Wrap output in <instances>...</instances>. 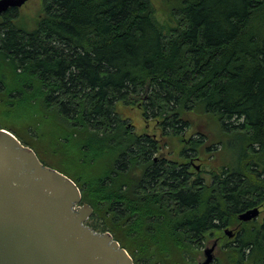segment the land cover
Masks as SVG:
<instances>
[{"label": "trees", "instance_id": "16d2710c", "mask_svg": "<svg viewBox=\"0 0 264 264\" xmlns=\"http://www.w3.org/2000/svg\"><path fill=\"white\" fill-rule=\"evenodd\" d=\"M166 4L164 24L153 0H43L32 30L18 7L0 16V101L21 96L38 126L7 129L44 164L62 159L52 167L92 206L86 223L134 264H193L208 235L264 203V0ZM122 107L176 136L187 112L214 115L226 157L212 183L154 163L153 138ZM244 224L212 264H264V219Z\"/></svg>", "mask_w": 264, "mask_h": 264}, {"label": "water", "instance_id": "95a60500", "mask_svg": "<svg viewBox=\"0 0 264 264\" xmlns=\"http://www.w3.org/2000/svg\"><path fill=\"white\" fill-rule=\"evenodd\" d=\"M27 0H0V16ZM93 208L77 183L44 164L36 151L0 127V264H134L111 232L87 224ZM259 206L239 214L258 218ZM229 236L233 230L225 229ZM215 244L198 264L215 261Z\"/></svg>", "mask_w": 264, "mask_h": 264}, {"label": "rangeland", "instance_id": "374dc122", "mask_svg": "<svg viewBox=\"0 0 264 264\" xmlns=\"http://www.w3.org/2000/svg\"><path fill=\"white\" fill-rule=\"evenodd\" d=\"M156 7V15L161 23H166L169 21L170 9L166 4V0H153ZM43 12V0H27L21 7H19V16L17 18V24L19 27L32 30L36 27L38 20ZM12 100L9 103H3L0 101V126H4L9 129H13L17 133L18 127L29 124L32 129L38 128L36 126V119L29 115H24L30 110V105L27 102H21V96L19 95H9ZM6 111L8 113H6ZM123 117L131 120L132 124L135 126V130L138 132H157L160 133L158 122L152 118H144L139 109L122 107ZM186 117L189 119L191 127L187 129L180 136L167 135L161 137L162 149L161 152L168 158H172L179 161H184V157L181 156V151L184 147L191 146V139L201 138L203 139V144L197 146V156L194 159L196 165H200V169L196 170V166L192 167L195 173L206 179L208 183L211 181V170L216 168L220 169L225 161L224 151L219 141L224 140L223 132L220 129L218 120L214 115L209 113H202L196 111H190L186 113ZM38 125V124H37ZM154 126V127H153ZM43 128V126H42ZM11 129V130H12ZM160 138V135H159ZM189 141V142H188ZM211 146L212 149L209 150L207 147ZM226 154L229 155L226 150ZM53 159V158H52ZM52 161V166H56L59 169H63L61 166L62 159L54 158ZM260 205L264 208V203ZM264 219V209L258 218L252 220L254 224H260ZM236 224V223H235ZM234 225H230V229ZM234 241L230 239L223 232H214L207 236L204 247L197 253L196 260L193 264H198L200 260L204 259V250L206 247H211L215 244V255L216 258L220 257L224 245L228 242ZM215 258V260H216Z\"/></svg>", "mask_w": 264, "mask_h": 264}, {"label": "flooded vegetation", "instance_id": "af4514ba", "mask_svg": "<svg viewBox=\"0 0 264 264\" xmlns=\"http://www.w3.org/2000/svg\"><path fill=\"white\" fill-rule=\"evenodd\" d=\"M156 126H157V128H159L160 133L149 132V131H147V132H138V131L135 130L139 134L147 135V136H150V137L153 138V140H154L153 142L155 143V149H154V151L152 153V157H151L152 161L154 163H156V164H163L165 166H170V165H175V164L184 165V166H186L188 176L190 178H192V177L196 178V173H195V171L192 170V167L196 166V170L200 169V165H196L195 162H194V159L197 156V151L192 150V146L184 147L182 149V151H181V156L184 157V161H179V160H175V159L166 157L161 152V149H162V144H161V140L162 139H161V137H165L167 135H174V134L172 133L170 127L168 129H165L162 125L159 124V122H158V125H156ZM187 129H189V128H185L183 132H185ZM183 132H182V134H183ZM159 135H160V138H159ZM207 148L208 149L210 148L209 150L212 149V147L209 146V145H208ZM201 179L203 180V182L208 183L204 177L201 176ZM212 180H213V176L211 175V180H210L211 182L210 183H212ZM255 206H259V208H260V214L259 215H261L262 212H263V209H264L263 206L260 205V204L259 205H255ZM255 206H253V207H255ZM250 208H252V207H250ZM245 210H247V209H245ZM245 210H243V211H245ZM243 211H241V212H243ZM241 212H239L237 214V218H238L239 221L235 224V226L233 228H231L233 230V235L232 236H229V235H227L225 233V229L226 228H230V225L227 226V227H223V232L230 239H234L235 240V238L239 235V233L241 231H244V228H243L244 225H245L244 223L247 222V221H242V220L239 219V214Z\"/></svg>", "mask_w": 264, "mask_h": 264}]
</instances>
